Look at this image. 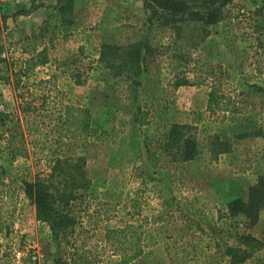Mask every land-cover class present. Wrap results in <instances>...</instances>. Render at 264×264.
<instances>
[{"label": "rangeland", "instance_id": "obj_1", "mask_svg": "<svg viewBox=\"0 0 264 264\" xmlns=\"http://www.w3.org/2000/svg\"><path fill=\"white\" fill-rule=\"evenodd\" d=\"M182 1L184 19L156 0H0V112L12 120L0 127V264H122L106 232L144 219V254L131 264H231L240 235L264 241V210L256 225L225 214L264 175V0ZM131 45L138 69L103 59L104 47ZM213 88L234 110H208ZM67 105L90 109L91 134L52 132L50 145L89 185L63 209L77 224L55 237L25 183L66 191L65 175L38 148L12 161L9 140H31L29 113L49 123ZM173 124L192 127L200 154L153 165ZM158 225L167 243H156ZM243 264H264V249Z\"/></svg>", "mask_w": 264, "mask_h": 264}, {"label": "trees", "instance_id": "obj_2", "mask_svg": "<svg viewBox=\"0 0 264 264\" xmlns=\"http://www.w3.org/2000/svg\"><path fill=\"white\" fill-rule=\"evenodd\" d=\"M159 6L171 12L172 16L184 19L181 14H187L188 8L182 0H156ZM231 0H224L223 4H227ZM218 9V8H217ZM217 9H211L208 15L212 18V22H217ZM157 12V11H155ZM193 18H205L199 12H190ZM207 16V17H209ZM141 47L135 49L134 45L127 48L120 47H104L103 59L106 56L110 57L112 64L123 57V64L129 63L134 68H139L141 59ZM135 49V52H134ZM46 50L39 53L45 54ZM110 53V55H109ZM122 54V55H120ZM2 59L0 58V63ZM259 74L263 75L262 71ZM5 80V79H2ZM222 101L224 103L219 104ZM234 101L232 98H227L223 93H219L216 88H213L209 94L208 110L212 113L222 111L229 112L234 110ZM42 116V115H39ZM49 123L40 122L34 113H29L24 118V130L27 137H31L30 141L18 139L17 136H12L9 140V148L11 160L15 161L18 157H28L29 150H36L45 154V159L52 167L53 171H60V174L65 175L64 189L66 191H59L54 183L49 181L39 180L35 183H25V193L28 198L34 201L37 206L38 218L52 223V230L55 237H60L61 234L68 232V230L77 224L76 218L66 213L63 209L70 205L72 200L77 199L74 191L77 189L87 188L89 185L82 167L79 165L72 166L71 169L68 162H64L55 156V151L50 145V134L52 132L59 133L60 136L69 139H87L91 134L92 119L91 111L85 107H75L67 105L64 109V117L62 120L52 121ZM12 123L8 115L0 112V127H7ZM54 123V124H53ZM191 126L185 124H173L165 136L163 142V150L160 153H151V161L153 165H159L161 161L168 160L173 164L186 163L196 159L200 154L199 141L194 134L190 132ZM228 146V143H221L220 147L213 149L215 156H219L227 149L222 146ZM32 154L34 152L32 151ZM78 166V167H77ZM69 168V169H68ZM53 177V175H51ZM51 177V179H52ZM69 178V179H68ZM57 192L55 195L54 190ZM69 191V193H68ZM107 205L106 203H102ZM63 207V208H62ZM264 210V175L260 176L256 184L253 185L248 193L247 199H235L226 205V215L231 218L244 215L249 221L250 225H256L262 211ZM165 214H161L153 221L160 223L163 221ZM144 221L137 224H127L122 227L108 229L105 240L107 248L114 254L119 255L122 259V264H131L141 258L144 254ZM163 227L158 225V234L156 243H167L168 237L162 233ZM264 249V241L250 235H240L238 237V244L229 246L227 255L231 259V264H243L248 261L255 253ZM176 256V255H175Z\"/></svg>", "mask_w": 264, "mask_h": 264}]
</instances>
